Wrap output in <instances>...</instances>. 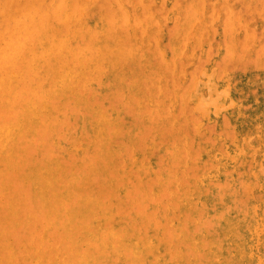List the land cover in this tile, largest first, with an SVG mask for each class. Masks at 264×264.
<instances>
[{
    "label": "bare ground",
    "instance_id": "obj_1",
    "mask_svg": "<svg viewBox=\"0 0 264 264\" xmlns=\"http://www.w3.org/2000/svg\"><path fill=\"white\" fill-rule=\"evenodd\" d=\"M205 2L0 0V264H259L258 166L230 163L237 132L264 133V98L216 118L188 99L201 70L259 69L264 89V34L221 0L214 36ZM197 180L190 212L177 191Z\"/></svg>",
    "mask_w": 264,
    "mask_h": 264
},
{
    "label": "rangeland",
    "instance_id": "obj_2",
    "mask_svg": "<svg viewBox=\"0 0 264 264\" xmlns=\"http://www.w3.org/2000/svg\"><path fill=\"white\" fill-rule=\"evenodd\" d=\"M227 2H228L227 4L229 5L230 9L232 10L233 17H234V20H233L234 23L241 24V25H238L239 31H241L243 25L246 24L249 27H251L253 29V31H256V32L259 31V33L264 34V23H260V25L258 23V20H259L258 16L264 17V0H227ZM134 5H136V4L135 3L131 4L130 6H132V7L129 8V9L132 12L136 11L135 14H137V13L139 14L138 7H136ZM221 5H222L221 0H206L205 8H204V11H203L204 12L203 14H204V16L207 19L210 16L209 23L211 24V29H212L211 34L213 33L214 36H216V37H220L221 36L222 31H223V27L225 25V22H223V19H222V14H221V12L219 10ZM255 7H257V10H256L257 14H256V17H252L251 13L254 14V12H255L254 8ZM177 9H179V11H180L182 9V7H180V8L178 7ZM217 14H218V16H217ZM262 20H264V18H262ZM259 21H261V20H259ZM195 22H196V24H194L193 28L196 30L200 26V24H202V22L201 21L200 22L199 21H195ZM212 22H214V23H212ZM163 24H164L163 22L159 23V27L154 29V30H156L158 32V34L160 36V37L157 38V40L159 39L158 42H159V44L161 46L164 45V29L165 28H164ZM215 47H217V46L215 45ZM207 49H208V46H204L202 51H201V53H206ZM200 55L201 54H196L193 58H191L188 61V64H191L190 66L194 67L199 62ZM175 72L176 73L179 72V67L178 66L175 68ZM261 74H262V72L259 69H253L252 71H246V72L242 73L240 76L233 75L234 76L233 80H229L228 78H224L223 81L222 80L221 81H217V77H215L212 72H208L207 70H201L199 72V74H198L197 80L193 84L194 87H196V88H194L195 92L193 91L192 95L189 96V99H188L189 103L196 108L197 112H199V113L200 112L201 113H205L206 112L208 114V116H210L211 118H216L218 116V114H220L221 112H224L226 109H229L234 102L242 103V105L245 106L244 107V112H246L247 110H251V112H253L252 111L253 109L259 108V104L261 103L262 98H264V89L261 88L260 81L258 82V78H259V76H261ZM206 80L207 81L209 80L208 81L209 85H208ZM182 81H183V84H182ZM187 83H188L187 79L185 77H183L181 79V83H180L181 88H184L187 85ZM206 83H207V85H206ZM207 86L210 89L206 88ZM214 91H215V93H214ZM218 92H220V93H218ZM221 92H222V94H221ZM201 100H203L204 102H201ZM205 103L207 105H205ZM200 106H202V107H200ZM221 108H223V109H221ZM201 109H202V111H201ZM251 114H253V113H251ZM243 121H246V120H243ZM260 132L261 131L256 130L254 132V134L252 133V135H249V134H251V133H249L247 136H251V137H249V139L247 138V140H246V137H245L243 139L244 141L241 139V136L238 134V132L236 133L238 137H236V140H235L234 145H233L234 146V150L233 151H234V154L236 156L234 155L233 158L231 157L232 159H234V161H232L230 163V166L234 168L236 166L237 162H240L241 160L244 162V161L247 160L248 164L246 165V167L249 168L250 166L251 167L254 166L253 168H255V167L258 166L257 168L254 169V174L255 175L252 177V180L253 179L255 180V178L258 177L256 179L258 181H256V180L252 181L253 184H254V188L256 189L258 187V189H259V190L258 189L255 190L256 193L254 192V194L256 196V199H254L253 201L255 203H257V200H258V203L261 202V198L260 197L264 198V196H260L259 195L260 193L264 194V181H262V178H264V173H262V172H264V168H261V167H264V152H262V151H264V139H262V138H264V133H262V132L260 133ZM256 134L259 136V138L257 137ZM253 136H254V138H253ZM241 141H243V142H241ZM256 143H258V144H256ZM239 146L241 147V149H240ZM254 146H256V150H255V148H253ZM250 148L254 149V150H251V151L255 155L251 154ZM241 150H243L244 153H240ZM257 153L259 155H257ZM260 153H261V155H260ZM250 154L255 159L254 158L248 159V158H251ZM247 156H248V158H247ZM240 157H241V160H239ZM253 159H254V161H253ZM258 159L259 160L261 159L260 160L262 162L261 163L262 164L261 167L257 164L258 162L260 163V161ZM250 160H252V162ZM256 161H258V162L256 163ZM149 162H151V163L149 164ZM146 163L148 164V166H147ZM217 163H218L217 160H213L212 161V164H217ZM251 163H253V164L249 166V164H251ZM145 166L151 167L152 166V161L150 159L145 160ZM258 168H259V170H257ZM256 171L259 172V174H257ZM207 176L204 179H201V182L205 183L204 186L206 184H210L211 180L214 179L213 176H211V175H207ZM129 177H131V176H129ZM259 177H260L261 180H259ZM260 181H262V184L260 183ZM201 182H200V180H197V183H196V181H193V183L186 184L185 187H183L182 189H179L177 191L179 196H177V195H176L177 197L175 196L176 198H178L180 196L185 198L186 206L188 208L191 207V208H189L190 212L194 211L195 208L197 207V205L195 203L197 202V198H198L199 193H200L198 188H199V186H201L200 185V184H202ZM257 182L259 184H257ZM195 184H197V185H195ZM252 185H250V186H252ZM258 185L259 186L261 185V186L259 187ZM251 188L253 189V186ZM230 190H232V186L230 187ZM188 201L190 203H188ZM262 202H264V200H262ZM262 202L259 205H260V207L262 205L261 208H264V204H262ZM260 211L264 212V209H261ZM233 215H234L233 213L225 214L223 216L225 218V219H223V220H225L224 222H226V220L228 219V222L231 224V221L233 222V219H231V217L234 218L236 216V215H234V216ZM261 222H264V220H262ZM233 223H236V222H233ZM239 224H242V222L239 223ZM254 240H256V239L253 238V241ZM161 241H163V240H161ZM254 242L256 244L254 243V245L252 247L255 246V249L254 248H251V249H252L253 252H255L254 250L257 251L259 249L258 250L259 253L256 252V253H258L260 255L258 263L259 264L260 263H264V262H261V261H264V258H262V256H264V254H262V252H264V251H262V247H264V244L257 243V240L254 241ZM259 245H262V246H259ZM122 264H129V263L128 262H123ZM132 264H133V262H132Z\"/></svg>",
    "mask_w": 264,
    "mask_h": 264
}]
</instances>
